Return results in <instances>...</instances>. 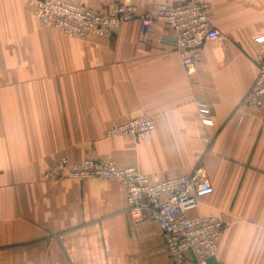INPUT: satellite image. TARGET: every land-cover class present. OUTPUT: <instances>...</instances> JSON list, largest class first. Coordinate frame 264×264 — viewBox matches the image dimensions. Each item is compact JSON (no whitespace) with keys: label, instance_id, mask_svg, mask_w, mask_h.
Returning <instances> with one entry per match:
<instances>
[{"label":"crops","instance_id":"1","mask_svg":"<svg viewBox=\"0 0 264 264\" xmlns=\"http://www.w3.org/2000/svg\"><path fill=\"white\" fill-rule=\"evenodd\" d=\"M210 4L220 39L202 47L185 76L168 26L147 39L138 22L110 38L78 40L43 28L35 0H0V264H174L157 226L133 222L114 181L43 180L58 159L134 165L151 180L201 167L213 193L191 216L226 227L207 264H264V113L239 103L264 50V0H72ZM211 109L203 127L194 99ZM151 116L150 140L107 137L111 123Z\"/></svg>","mask_w":264,"mask_h":264},{"label":"built area","instance_id":"2","mask_svg":"<svg viewBox=\"0 0 264 264\" xmlns=\"http://www.w3.org/2000/svg\"><path fill=\"white\" fill-rule=\"evenodd\" d=\"M34 16L43 28L78 40L110 38L133 21L138 22L140 36L147 39L157 24L166 25L174 32L170 41L188 78L197 72L202 47L220 39L212 26L210 4L202 1L182 5L154 3L140 13L136 7L121 3L92 9L72 0H35ZM255 42L264 44V36L257 37ZM254 66L256 78L239 108L261 109L264 113V50L254 59ZM194 105L201 125L211 127L209 105L201 98H195ZM154 129L153 118L141 115L124 123H111L105 135L149 141ZM90 178L122 186L129 218L136 223L151 220L157 226L174 264H207L215 255L226 224L215 215H190L202 198L213 193L200 166L189 175L151 180L137 165L120 169L111 160L89 157L71 163L62 157L42 175L45 181Z\"/></svg>","mask_w":264,"mask_h":264}]
</instances>
